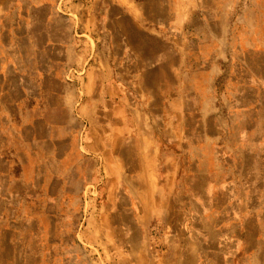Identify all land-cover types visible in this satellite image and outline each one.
<instances>
[{
    "label": "crops",
    "instance_id": "obj_1",
    "mask_svg": "<svg viewBox=\"0 0 264 264\" xmlns=\"http://www.w3.org/2000/svg\"><path fill=\"white\" fill-rule=\"evenodd\" d=\"M72 198L109 264L158 216L173 264H264V0H0V264H51Z\"/></svg>",
    "mask_w": 264,
    "mask_h": 264
},
{
    "label": "rangeland",
    "instance_id": "obj_2",
    "mask_svg": "<svg viewBox=\"0 0 264 264\" xmlns=\"http://www.w3.org/2000/svg\"><path fill=\"white\" fill-rule=\"evenodd\" d=\"M211 112L212 110L209 111V113ZM225 112L226 109L225 110L220 109L219 115L222 117H227ZM207 113L208 112L206 111L205 114L207 115ZM215 115H217V112ZM205 118H207V116ZM206 127L207 126L205 124L195 125L193 127L192 132L204 135L206 132ZM214 127L216 126H213V129ZM215 131L217 132V130ZM43 176H49V179H43V180L40 179L35 181V183L38 184L39 190L40 187L42 188L43 186L44 187L47 186L46 187L47 190L50 191V174H43ZM71 182L76 187V182H74L73 180ZM170 200L173 203L171 204V209L173 210V213L181 211V206L178 203L179 198L178 197L176 198L174 197V195L173 196L171 195ZM79 205H80L79 198L76 199L75 201L72 198V200L68 204L69 213L65 215L63 214V216L61 217L59 227L62 233L60 237L53 238V240L56 241L57 247L56 246L53 247V245L50 247V219L39 220V229L41 230V233L39 236L38 245L42 246V248L39 249L40 251L38 253L40 257L42 256L43 260L49 261L51 264H55V263L56 264H79V263L97 264V261L98 264L107 263L108 261L107 255L94 253L93 249H89L93 253H91L90 251L87 252L85 249L86 248L85 245L79 241L77 234L79 229L78 223L80 219V216H78ZM40 206L41 209L44 208L50 209V205H47V203ZM39 213H43V211ZM182 219L183 218L181 216L179 217L158 216L157 219L153 222V224L150 226L151 235L150 237H148V245L144 243L145 253L149 259L148 264H173L171 263L170 260L175 257L173 253L171 252L164 253V252L169 248L170 240H172L170 238L173 236L172 232L180 227L185 228L186 227L185 225H187L185 223H189L187 221L184 224H182L181 222ZM80 223H82V220ZM179 240L180 238L178 239V241Z\"/></svg>",
    "mask_w": 264,
    "mask_h": 264
}]
</instances>
